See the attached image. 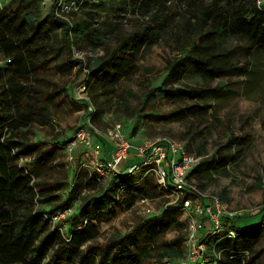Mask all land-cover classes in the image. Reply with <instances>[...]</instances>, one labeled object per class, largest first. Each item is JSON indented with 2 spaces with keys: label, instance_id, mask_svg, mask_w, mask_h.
I'll return each mask as SVG.
<instances>
[{
  "label": "trees",
  "instance_id": "16d2710c",
  "mask_svg": "<svg viewBox=\"0 0 264 264\" xmlns=\"http://www.w3.org/2000/svg\"><path fill=\"white\" fill-rule=\"evenodd\" d=\"M59 3L73 7L89 4L86 18L71 22L59 18L55 13ZM34 7L30 8V5ZM191 6L192 16L185 21H176L174 9L184 5ZM97 12L110 13L113 19L124 20L127 15L135 16V31L127 38L118 40L115 47L103 58L91 59L87 72L83 76L88 94L93 100L103 95L110 96L117 84L125 77L138 72L132 62L144 48L156 45L163 33L172 31V26L180 28L183 45L179 55L167 62L165 81L158 90L160 99L196 101L204 91L188 86L184 81L197 78L204 82L224 79L246 72L248 65L237 66L232 63V56L224 47L228 38H238L246 42L249 53L260 52L264 55V5L258 6L256 0H108L107 4H96L89 0H53L47 16L39 11V0H11L0 8V264H21L15 260L21 254L37 257L48 244H55L51 260L62 252H68L78 260V264H139L146 249L155 247L158 238L171 228L182 225L177 220L180 212L176 207H168L157 218L144 221L137 229H142V236L147 242L143 249L136 246H123L114 241V253L98 246H83L94 240L98 226L104 220H115L119 211L130 210L139 198H156L162 193L151 178L125 176L112 178L105 183L100 195L82 196V184L73 185L64 200L53 194V185L40 184V174L52 160L54 148L41 150L37 144L25 139L16 140V132L35 123L36 108L30 103L34 95L33 80L40 69L49 61L36 63V57L47 56L51 26L60 27V38L67 48L86 42L92 49L103 45L106 25ZM106 18V17H105ZM47 19H49L47 23ZM130 55L131 60L125 58ZM171 82L179 88H167ZM226 83L208 89L214 96L224 92ZM207 90V91H208ZM26 104L21 108V101ZM82 105H85L84 103ZM210 106L195 105L180 108L167 115H149L166 122H183L191 117H204ZM102 110L97 104L93 122L101 116ZM39 149L35 158L23 166L21 159L31 158ZM231 159V158H230ZM201 160V159H200ZM225 158L201 161L192 170L191 176L209 173L224 167ZM38 180V181H37ZM103 184L95 175L89 177L87 185ZM124 187L125 194L117 201L119 188ZM194 197L198 195L193 194ZM79 201L78 209L68 219L71 233L68 237L52 226V216L58 211L71 208ZM54 203L52 206L51 203ZM35 204H47L44 208L33 210ZM25 205L26 210L20 208ZM229 218L226 229L234 232L228 237L225 231L212 236L206 241L203 259L196 264H250L244 256H236L230 245L241 243L243 247H253L264 234L258 229L237 230L231 227ZM132 233L137 232L134 228ZM43 233L37 246H33L35 234ZM111 245V246H112ZM108 246V245H106ZM110 246V247H111ZM229 246V247H228ZM109 247V246H108ZM162 259L177 264L184 256L181 241L163 242Z\"/></svg>",
  "mask_w": 264,
  "mask_h": 264
},
{
  "label": "rangeland",
  "instance_id": "374dc122",
  "mask_svg": "<svg viewBox=\"0 0 264 264\" xmlns=\"http://www.w3.org/2000/svg\"><path fill=\"white\" fill-rule=\"evenodd\" d=\"M10 2L11 0H0L2 6ZM52 2L53 0H39L42 17L47 16ZM89 2L107 4L108 0ZM256 3L262 6L264 0H256ZM89 4L77 8L60 6L56 8L55 14L61 19L77 22L86 18L85 14L90 10ZM32 7L34 4L30 5V8ZM174 13L177 22L185 21L192 16L191 6L187 4L179 6L174 9ZM97 14L106 25L103 45L99 48L92 49L86 42H82L72 47L68 53L60 38V27L51 26L48 55L36 57V63L49 61L44 69L38 70L33 80L34 95L30 103L39 108V111H36L34 124L16 132V140L25 139L37 144L41 150L54 148L52 160L41 171L39 183L53 185L52 192L58 194L60 200L66 198L73 185L82 184V196L100 195L104 193L102 189L105 188L104 184L87 185L91 168L86 169L81 165L85 161V150L77 148L73 155L75 161L70 162L65 154V144L85 120V105H82V97L77 93L78 85L87 72L89 60L103 58L115 47L118 40L129 37L135 31L137 23L133 15H127L124 20H116L110 13ZM48 21L49 19L47 23ZM182 45L180 28L172 26V31L163 33L156 45L144 48L140 55L132 60L138 67V72L122 79L113 94L104 97L100 93L95 104L93 94L87 92L88 102L95 109L97 104L100 105L102 110L101 116L95 118L93 125L97 129L105 130L119 123L126 136L135 143L158 138L179 141L190 139L192 143L190 151L202 155L200 161H210L217 155L230 156L231 154L225 153L227 141L225 138L237 142L232 150L238 155V160L228 157L225 159L226 165L222 167L225 170L217 172L211 169V172L204 176L196 173L190 177V183L194 188L193 193L198 195L200 200L208 203L212 197L218 196L226 201L224 205L228 214L240 211L242 216H252V213L264 207V55L260 52L249 53L244 40L228 38L224 47L230 52L234 65L239 67L248 65L245 73L212 82H204L197 78L186 79L184 82L188 86L204 91L194 102L160 99L158 90L165 81L167 62L179 55V48ZM129 56L125 58L131 60ZM221 82L226 83V88L216 97L208 89L217 87ZM165 84L170 89L179 88V85L171 82ZM26 101H21V108L25 106ZM193 105L210 106L211 112L209 111L207 116L191 117L183 122H166L150 117L167 115ZM38 151L40 150L37 149L28 161L35 158ZM28 161H20V164L23 166ZM199 183L203 185L201 187L203 191ZM166 202L164 199L152 202L150 214L144 212L141 204L125 212L119 211L115 220H104L102 222L104 225L98 226L96 238L81 250L88 245L107 248L114 253L115 247L112 245L114 241H122L123 246L133 244L136 250L143 249L147 242L142 236V229L137 227L146 220L157 218L155 216L162 213ZM53 204L52 202L50 206ZM79 204V201H75L71 206L74 212ZM40 208L49 210L47 204H35L33 210L37 212ZM20 209L26 210V206L23 205ZM68 220L63 223L52 222V226L58 227V232L64 237H68L72 230ZM177 220L182 225L171 228L159 237L157 245L143 253L139 264H170L169 259L161 257V244L173 240L181 241L182 252L186 255L184 219L177 216ZM133 228L137 232L130 237ZM43 234L44 232L35 234L32 242L34 247ZM56 248L55 244L51 246L46 244L37 257L32 258L30 254L23 253L15 260H20L21 264H78L77 258L66 251L54 261L51 260ZM230 248L235 251L236 256L248 259L250 264H264L263 243L248 248L243 247L241 243H234ZM98 262L99 257L95 259L94 264Z\"/></svg>",
  "mask_w": 264,
  "mask_h": 264
},
{
  "label": "built area",
  "instance_id": "2783aa9c",
  "mask_svg": "<svg viewBox=\"0 0 264 264\" xmlns=\"http://www.w3.org/2000/svg\"><path fill=\"white\" fill-rule=\"evenodd\" d=\"M60 6L73 7L74 4L59 3L58 7ZM78 86L77 94L85 104V120L65 144L68 161L74 162V151L82 148L85 150L82 167L91 168L90 171L103 184L112 178L125 176L151 178L162 195L156 198L141 197L131 209L141 204L144 212L150 214L151 203L159 199L167 201L164 209L173 206L178 209L179 216L184 219L186 255L177 264L200 262L206 252V241L212 236L223 231L228 237L234 236L233 231L226 229L229 214L218 196L212 197L208 203L193 196L194 188L189 176L201 158L191 154L182 142L171 138L135 143L126 136L119 123L105 130L97 129L93 125L95 108L88 102L86 82L82 81ZM103 141L109 144L106 150L101 146ZM23 160L28 161V158L21 159ZM124 189L121 187L117 191V201L125 194ZM72 214V208L58 211L52 216V222L63 223ZM169 263L174 264L171 261Z\"/></svg>",
  "mask_w": 264,
  "mask_h": 264
},
{
  "label": "crops",
  "instance_id": "0c3cea01",
  "mask_svg": "<svg viewBox=\"0 0 264 264\" xmlns=\"http://www.w3.org/2000/svg\"><path fill=\"white\" fill-rule=\"evenodd\" d=\"M209 111L211 112V109H209ZM225 139L227 140L226 141V145H225V147H226L225 148V153L226 154H231L232 156L231 155L230 156L229 155H221V156L220 155H217V156L212 157V158H214L216 160H222L223 158H225L227 160L228 157H231V159L238 160V155H236V152H234V150H232L235 147V145L237 144V142H233L232 140H229V138H225ZM184 141H180V142H182L186 146L187 150L191 153L190 150H191V147H192L191 146L192 143H191L190 139H187V140H184ZM101 146H102V148L104 150H106L108 148L109 144L106 141H103V143L101 144ZM191 154H193V153H191ZM193 155L196 156V157H199V158L203 157L202 155H196V154H193ZM197 166H198V164L196 165V167ZM226 167H227V169H229L228 166H226ZM222 170H225V169L220 166V168H218L216 171L217 172H220ZM89 173H90L89 174V177L92 176V175H94L91 171ZM206 174L207 173H200L199 176H204ZM198 185H199L200 189L202 190L201 187H203V185L200 184V183ZM222 201L223 202H226V201H224V199H222ZM229 223H230L231 227H234L237 230H249L251 232L252 230L254 231L255 229H258L259 228L258 229V232L264 234V207L261 210H258L256 213H252V216H250V215H243L242 216L240 211L239 212L234 211L231 214H229ZM263 239L264 238H261V239L258 240L257 246L262 245V243L264 245V240Z\"/></svg>",
  "mask_w": 264,
  "mask_h": 264
}]
</instances>
